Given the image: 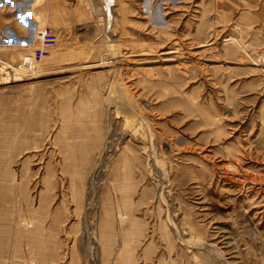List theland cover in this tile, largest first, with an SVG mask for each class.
Segmentation results:
<instances>
[{
	"label": "rangeland",
	"instance_id": "obj_1",
	"mask_svg": "<svg viewBox=\"0 0 264 264\" xmlns=\"http://www.w3.org/2000/svg\"><path fill=\"white\" fill-rule=\"evenodd\" d=\"M0 16V264H264V0Z\"/></svg>",
	"mask_w": 264,
	"mask_h": 264
},
{
	"label": "built area",
	"instance_id": "obj_2",
	"mask_svg": "<svg viewBox=\"0 0 264 264\" xmlns=\"http://www.w3.org/2000/svg\"><path fill=\"white\" fill-rule=\"evenodd\" d=\"M52 35V30L49 27H43L39 29V33L36 35L38 39L42 41V45L33 49L31 58L34 63H39L43 57L50 54L49 48L46 46V41Z\"/></svg>",
	"mask_w": 264,
	"mask_h": 264
},
{
	"label": "bare ground",
	"instance_id": "obj_3",
	"mask_svg": "<svg viewBox=\"0 0 264 264\" xmlns=\"http://www.w3.org/2000/svg\"><path fill=\"white\" fill-rule=\"evenodd\" d=\"M110 134H112V133H110ZM111 137H112V136H111ZM111 142H112V138L109 137V138L107 139V141L105 142V146H106V144H107V145H108V144H111ZM108 147H110V145H108ZM105 149H106V148H105ZM106 150H108V149H106ZM104 151H105V150H104ZM104 151H103V152H104ZM105 152H106V151H105ZM103 157H104V156H103ZM102 162H103V158L101 159V163H102Z\"/></svg>",
	"mask_w": 264,
	"mask_h": 264
},
{
	"label": "crops",
	"instance_id": "obj_4",
	"mask_svg": "<svg viewBox=\"0 0 264 264\" xmlns=\"http://www.w3.org/2000/svg\"><path fill=\"white\" fill-rule=\"evenodd\" d=\"M1 17V16H0ZM0 43H1V36H0ZM50 45L48 42H46V46L48 47Z\"/></svg>",
	"mask_w": 264,
	"mask_h": 264
}]
</instances>
